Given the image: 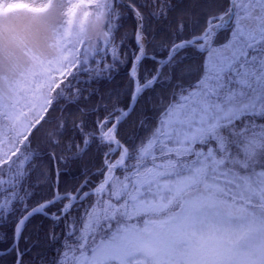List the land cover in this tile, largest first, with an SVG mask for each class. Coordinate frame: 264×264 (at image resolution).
<instances>
[{
    "label": "snow or ice",
    "instance_id": "6c2138e0",
    "mask_svg": "<svg viewBox=\"0 0 264 264\" xmlns=\"http://www.w3.org/2000/svg\"><path fill=\"white\" fill-rule=\"evenodd\" d=\"M0 244L13 264H264V0H0Z\"/></svg>",
    "mask_w": 264,
    "mask_h": 264
},
{
    "label": "trees",
    "instance_id": "16d2710c",
    "mask_svg": "<svg viewBox=\"0 0 264 264\" xmlns=\"http://www.w3.org/2000/svg\"><path fill=\"white\" fill-rule=\"evenodd\" d=\"M196 0H192L193 7L195 6ZM134 21L129 18L123 22V26L120 28V31L117 33V40H119L120 36H122L125 32H128L134 29ZM154 27H158L155 26ZM134 47V41L131 42ZM129 88L127 71L126 69H121L119 73L116 75L115 79L111 83H102L99 86V90L102 94H107L109 91H119L124 92ZM126 99V98H125ZM55 116H59L60 113L54 114ZM45 163H48L52 168L53 172L56 169L55 162H49L48 157H44ZM98 163V158L95 152V149L90 150L87 154H85L82 158L74 160L70 162L67 166L63 163L60 164V168L62 169L61 175V186H74L78 185L80 181L83 179L81 173L88 169L89 171H94V166ZM98 179V178H94ZM45 224L42 218H37L33 221V224L30 225V229L34 230L35 226ZM6 247L5 244H0V248ZM21 247H24L23 242H21ZM0 264H13V256L4 255L0 257Z\"/></svg>",
    "mask_w": 264,
    "mask_h": 264
}]
</instances>
